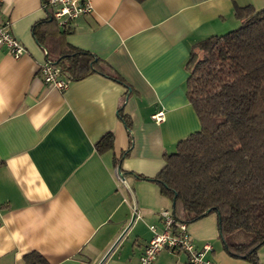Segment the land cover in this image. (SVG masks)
<instances>
[{"label": "crops", "instance_id": "crops-1", "mask_svg": "<svg viewBox=\"0 0 264 264\" xmlns=\"http://www.w3.org/2000/svg\"><path fill=\"white\" fill-rule=\"evenodd\" d=\"M90 2L91 12L67 28L43 22L49 10L42 0L0 5L25 48L19 58L0 50V264H21L31 251L49 264H138L153 236L149 226L160 231L158 212L171 208L157 183L139 175L154 177L164 154L200 128L185 95L189 51L237 28L235 6L264 7V0ZM68 44L101 58L130 92L99 73L64 90L45 84L39 67L46 53L56 56ZM125 95L130 131L118 116ZM158 110L164 120L155 122L150 115ZM107 132L112 148L99 153L96 142ZM187 230L197 248L210 245L205 257L217 264H250L224 251L215 213ZM257 256L264 264V244ZM153 264H187V255L162 250Z\"/></svg>", "mask_w": 264, "mask_h": 264}, {"label": "trees", "instance_id": "trees-1", "mask_svg": "<svg viewBox=\"0 0 264 264\" xmlns=\"http://www.w3.org/2000/svg\"><path fill=\"white\" fill-rule=\"evenodd\" d=\"M234 15L240 22L237 28L194 43L185 62V95L200 128L178 141L174 152L164 154V165L154 177H139L157 183L179 221L188 224L215 213L224 251L261 264L257 250L264 244V7L235 6ZM51 21L49 14L43 22ZM45 61L59 66L71 80L99 73L126 86L127 93L131 90L101 58L72 45L56 56L47 52ZM125 99L118 116L130 131L123 113ZM112 143L111 132L105 133L96 142L97 152L110 150ZM21 264L49 263L31 251Z\"/></svg>", "mask_w": 264, "mask_h": 264}, {"label": "built area", "instance_id": "built-area-1", "mask_svg": "<svg viewBox=\"0 0 264 264\" xmlns=\"http://www.w3.org/2000/svg\"><path fill=\"white\" fill-rule=\"evenodd\" d=\"M2 1L0 0V5ZM42 6L49 10L50 16L61 28H67L70 22L92 10L90 0H42ZM1 13L0 9V50H6L14 58H19L25 53V48L14 37L10 20ZM39 75L45 84L58 90L66 89L71 81L59 66L47 61L40 65ZM150 118L155 122L163 121L164 113L158 110ZM158 213L162 228L156 231L154 226H149L153 236L143 247L138 264H153L162 250L185 252L187 264H217L205 257L210 245L205 243L197 248L187 230V223L177 220L170 208H161Z\"/></svg>", "mask_w": 264, "mask_h": 264}, {"label": "water", "instance_id": "water-1", "mask_svg": "<svg viewBox=\"0 0 264 264\" xmlns=\"http://www.w3.org/2000/svg\"><path fill=\"white\" fill-rule=\"evenodd\" d=\"M117 174L121 179H123L124 174L120 169H117Z\"/></svg>", "mask_w": 264, "mask_h": 264}, {"label": "rangeland", "instance_id": "rangeland-1", "mask_svg": "<svg viewBox=\"0 0 264 264\" xmlns=\"http://www.w3.org/2000/svg\"><path fill=\"white\" fill-rule=\"evenodd\" d=\"M241 239H242V238H241ZM238 240H239V238L236 239V241H238ZM214 245L217 247V244H214ZM216 249H218V247H217Z\"/></svg>", "mask_w": 264, "mask_h": 264}]
</instances>
